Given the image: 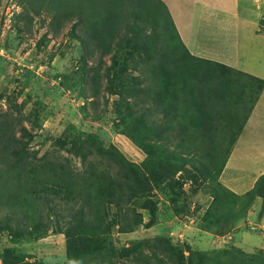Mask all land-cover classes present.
Returning <instances> with one entry per match:
<instances>
[{"label": "trees", "instance_id": "obj_1", "mask_svg": "<svg viewBox=\"0 0 264 264\" xmlns=\"http://www.w3.org/2000/svg\"><path fill=\"white\" fill-rule=\"evenodd\" d=\"M15 2L21 11L14 12L12 28L20 41L14 46L16 39L11 38V31L1 48L16 51L24 40L30 39L32 35L27 34H32L38 24L37 30L45 31L38 38L36 49L46 50L69 25L67 34L78 41L79 51L75 65L54 75L60 80L58 88L80 91L78 97L87 100L103 95V112L92 115L85 104L86 118L103 120L110 111L118 134L129 140L128 154L140 150L144 156L135 161L114 143L106 145L100 134L76 133L75 126L70 125V131L55 140L57 149L50 156L36 158L37 151L30 149L35 136L25 121L33 128L41 127V115L47 106L36 100L38 107L27 115L24 110L32 99L17 102L30 84L26 77L35 75L26 68L23 87L17 93L7 92V107L0 109V235L9 231L15 238L40 239L47 237L50 230L63 234L68 264H118L120 258L130 259L132 264H153L154 260L159 264H264L263 249L253 255H245L237 247L217 253L200 251L188 244H174L169 235L160 234L118 251L112 236L115 227L122 233L134 232L145 224L146 214L150 216L147 227L154 225L159 206L157 192L171 203L175 214L187 212L186 205L179 203L182 198L191 197L184 187L189 181L185 175L193 185L192 194L204 183L212 184L207 192L214 202L201 219L206 231L218 235L231 232L237 220L246 219L259 198L264 210V174L242 195L219 180L264 88V80L194 54L162 0ZM170 42L177 45L173 47ZM54 56L51 53L49 61ZM198 61L215 64L224 71L218 76L220 81L225 80L221 86L228 106L217 112L216 119L230 120L228 124L235 136L226 137L229 148L221 150L224 159H218L223 164L216 162L221 155L220 143L214 144L216 137L212 135L217 130L212 126L215 120L209 123L203 111L190 116L185 106L190 102L184 91L190 87L192 70L201 71ZM45 62L43 59L40 64ZM237 73L241 78H235ZM251 81L257 88L250 85ZM251 99L254 101L248 105ZM206 100L199 96L195 101L207 105ZM153 113L156 115L149 117ZM171 136L176 142L173 148L170 143L163 145L164 140L171 141ZM60 150L81 157L84 168L75 169L71 158L57 153ZM56 199L64 205L59 207ZM63 210L65 214L61 213ZM144 247L149 254L143 253ZM221 255L232 259L226 261ZM26 258L14 247H6L0 254L2 264H48Z\"/></svg>", "mask_w": 264, "mask_h": 264}, {"label": "rangeland", "instance_id": "obj_2", "mask_svg": "<svg viewBox=\"0 0 264 264\" xmlns=\"http://www.w3.org/2000/svg\"><path fill=\"white\" fill-rule=\"evenodd\" d=\"M194 1L199 0H172V5H177V9H175V15L178 16L180 20L184 21L187 18L188 22H191L195 11H198L194 8ZM224 2L225 0H215V4L218 6H220L219 4H224ZM258 2L261 3L260 0H244L242 4L245 6H241L240 10L241 12L245 10L250 11L254 6V3H256L255 11L251 12V16H253V19L251 20L257 24V27H261V30H264V26L262 27L258 21L259 18H261L262 14H259V11L256 12L257 9L261 11L263 5L258 4ZM20 11L21 7L17 5L15 0H3L0 5V109H6L7 107L8 97L6 93L8 92L9 94H11L12 91L17 93V90L23 87L24 83L27 80L26 78H30V84L24 88L25 90L19 95V97L17 98V102L21 103L29 97L30 99H32L27 102L24 110L27 115L33 108L38 107L35 102L36 100L40 99L44 103L43 105L47 106L46 110L43 112V115H41V127L33 128L32 124L29 121H25V125L29 129H31L32 133L35 136L30 149L32 152L37 151L36 158L43 157L45 154L50 156L53 151L57 149L56 145L54 144L55 140L60 135H62L64 131L69 132L70 125H74V132H96L103 138H105L106 145L114 143L122 151L127 153V156L129 158L139 162V160L143 158L144 153L139 150V152L134 151V153H130V155L128 154L127 144H129V140L127 137L118 134L119 130L114 126V116L110 111L103 117V120L92 121L90 118H86L85 111L83 109L85 104L87 105L86 110L89 111L92 115H98L99 113L103 112L105 105L103 95H101L99 98L90 97V100H87L85 98L78 97V93H80V91H63L61 87L58 88V86L60 85V80L54 78V75H56L57 73H64L67 68H71L72 65H75L77 60H75L74 58L79 51L78 41L72 40L67 34L70 29L69 25L64 27L62 33L58 36V38L51 41L46 50L37 51L36 49V42L38 38L41 37V34L45 31L44 29L37 30V28L39 27L38 24L33 27L32 34H27L28 37L32 35L30 39L24 40L17 47L16 51L7 52L3 48H1L3 42L6 41L11 31H13L11 38L16 39V42H14V46L17 45V43L20 41L17 38V31L12 28L14 27L12 26L14 25L13 14L14 12L19 13ZM227 21L228 17H225L223 22L225 25L229 26L231 20L228 22ZM209 23H212L214 25V39L209 43V46L214 43L218 47L222 43L223 45L220 50L216 47L217 51H213L218 55V57H224L226 56V51H224L223 54L221 53L222 49H224L223 46L229 44L230 47L231 45L229 41L225 42V39L222 40L221 37L225 36V34L229 35L232 31L227 29L226 27H223L219 23H213L212 20H209ZM20 24L22 25V23ZM210 35L211 34H208V36ZM181 36L185 41H188V37L190 38L189 34L186 33H182ZM201 37H203V34L199 36V39ZM242 37L243 33H241V39ZM170 44L173 47L177 45L175 42H170ZM189 45L191 48V44ZM241 46H243V42ZM258 50L260 49L250 51L247 58L241 61L244 64L245 68L250 65L257 66L254 59L258 58L255 55V52ZM213 51H209V53ZM243 52L244 50L241 49V56ZM51 53H55V56L52 60L49 61V55ZM231 55L233 56L232 53H230V56ZM137 56L138 55H135V59L138 61L139 59H137ZM43 59L46 62L44 64H40ZM106 60L110 61L108 57H106ZM198 62L200 64V69L202 72L198 70L195 71L194 69L192 70L193 75L190 79V87L189 89L184 91V96L190 98V102L185 106L189 108L188 114L190 116H193L194 113L203 111L208 116L209 123H211L213 119L215 120L212 126L215 125L217 130H215L212 135H215L214 137H216L214 144L220 143V146L218 148L220 153V151L224 148L226 150L229 148L226 137H232L231 139H233L235 136L234 132L231 131L228 124L230 121L229 119V121H226V119L224 118L219 120L216 119V117L218 116L217 112L223 110L228 106L227 104H225V97L224 93L222 92V86L225 80L220 81V76H218L221 73L224 74V71L215 64H206L204 61ZM26 68L31 69L35 73V75H31L30 77L25 78L23 76V73ZM225 73V77H228L229 73L227 71H225ZM237 77L241 78V74L237 73L235 75V78ZM246 79L250 81L248 78ZM250 85H253L255 88H257V84L254 81H251ZM2 94H4L3 97H1ZM220 95H223V97L221 98ZM199 96L202 97V99H207V105L196 102L197 97ZM131 100L134 102V98H131ZM253 101L254 99L249 100L248 105H250ZM111 108L112 101L109 102V109ZM213 113L215 114L214 116ZM154 115L156 114L153 113L149 115V117H153ZM188 118V116L185 117V119ZM227 118H229V116ZM255 118L260 119L261 121L258 122L259 124L252 122L250 124L248 123L244 125L241 131L243 138L240 142H238V144L240 143V145L237 144L240 151H238L237 156L240 155L241 163L240 159L238 158V163L236 165L239 171H235V174L236 176H241L243 178L248 177V175L244 173L242 169L247 168L248 174L252 175V173L257 170V168H260V166H264V147L259 150L260 142H264V109L259 110ZM220 133L222 135H220ZM171 137V141L164 140L163 145L169 146L170 143L173 148L176 142L173 136ZM209 143H212V141H209ZM57 153L71 158V166H73L75 169L80 170L81 168H84L85 164L82 163L81 157L67 153L65 150H60ZM220 155L221 157L217 158L216 162H220V164H223L221 160H218L221 158L222 160L224 159L222 153H220ZM185 176L189 181L185 183L184 187L188 194H191V197L186 200L182 198L179 203H181L180 205H186L185 211L187 212H184L182 214H175L171 203L163 196V194L157 192L159 198L156 220L157 222L154 225L147 227L146 224L149 223L150 216L146 214L145 224L138 226L134 232L122 233L117 227H115L112 232V236L114 239L115 247L118 251L123 249V247H132L140 240H150L160 234L169 235L172 243L174 244H188L192 248L200 251H216L217 253L220 249L232 250L233 247H237V249H242L245 255H253L257 253L259 249L264 250V230L263 228L258 227L264 221V210H262L261 198L257 200L255 206L248 212L246 219L237 220L236 225L231 232L223 235H218L206 231L205 228L202 227L201 220L205 211L209 208L212 202H214L212 200V196H210V193L207 192L212 184L204 183L202 187L199 186V191L196 194H192L191 192H193V185L188 176ZM52 197L54 199L56 198L55 196ZM184 201L185 204H183ZM56 202L59 203V207L64 205L63 202H61L59 199H56ZM136 203L140 204L139 201H137ZM61 213L65 214L66 211L63 210L61 211ZM54 217L55 216H53V218ZM64 218L67 219V217ZM62 223H64V220H62ZM255 225L258 228H252L256 227ZM48 234L49 235L47 237H43L40 239H28L25 236L21 238H15L13 234H10L9 231H5L0 235V254L6 247H14L18 253L27 255L26 260H41L47 262L48 264H68V262H66V241L64 235L53 233L51 230ZM13 239H18V242H13ZM143 250L144 254H149L150 252L147 247H144ZM221 257L226 261H231L232 259L227 255H221ZM240 257L243 258V255H240ZM123 263L132 264L130 259L120 258L118 260V264ZM0 264H2L1 259ZM153 264L159 263L154 260Z\"/></svg>", "mask_w": 264, "mask_h": 264}, {"label": "crops", "instance_id": "obj_3", "mask_svg": "<svg viewBox=\"0 0 264 264\" xmlns=\"http://www.w3.org/2000/svg\"><path fill=\"white\" fill-rule=\"evenodd\" d=\"M162 1L168 7L173 23L178 29L180 35L182 33L189 34L190 36V38L188 37L189 42L185 41L182 36L181 37L188 44L189 49H191V51L194 50L192 51L194 54L202 56L203 58H206L211 61H216L225 64L227 66H231L233 68H236L240 71L247 73L248 75H252L264 80V62H263L264 61V30H261V27H257V24L251 20L253 19V16H251V12L255 11L256 3H254V6L251 8L250 11L245 10L241 12L240 7L245 6L242 4L244 0H225L224 4H219L220 6L215 4V0L194 1V8L198 11L197 12L195 11L192 21L188 22L187 18L186 20L183 21L180 20V18L175 15L176 14L175 9H177L176 8L177 5L173 6L172 0H162ZM260 1L261 3L258 2V4H262L263 8L261 11L257 9L256 12L259 11V14H262L261 18H259L258 21L259 24L263 27L264 0H260ZM225 17H228V21L231 20L229 26L225 25L223 22ZM209 20H212L213 23L214 22L219 23L223 27H226L227 29L232 31L230 32L229 35L225 34V36L221 37L222 40L225 39V42L229 41L231 45L230 47L229 44L223 46L224 49H222L221 53L223 54V52L226 51L225 54L226 56L224 57H220V56L218 57V55L215 54L213 51V50L217 51V49L220 50L223 45L222 43L220 46H218L219 48L214 43L211 46H209V43L214 39L213 37L214 25L212 23H209ZM241 33H243L242 39H241ZM201 34H203V37L199 39V36ZM208 34L211 35L208 36ZM242 42H243V46H241ZM189 44H191V48ZM241 49L244 50V52L242 53V56L244 57L241 56ZM256 49H260L255 52L256 57H258L254 59L257 66L250 65L247 68H245L244 64L241 61L247 58L250 51H254ZM209 51H213V52L209 53ZM230 53H232L233 56L232 55L230 56ZM262 109H264V88L261 91L257 101L255 102L254 108L251 114L249 115L246 124L248 123L250 124L252 122L257 124L258 122H260L261 120L256 119L255 117L258 114V111ZM242 138L243 137L241 133L238 140L236 141V144L226 163V166L221 172L219 178L220 182L225 187H227L229 190L239 195H242L247 191H249L250 189H252L253 186L255 185L257 178L262 174H264V166H260V168H257V170H255L252 173V175L248 174L247 168L242 169L243 172L248 175V177L243 178L241 176H236L235 171H239L236 164L238 163L237 162L238 158L240 159V155L237 156V153L239 151V147L237 146V144L242 140ZM238 145H240V143ZM263 147H264V142H260L259 150L262 149ZM240 163H241V159H240ZM258 227L263 228L264 230V221ZM258 227L256 226L252 228H258Z\"/></svg>", "mask_w": 264, "mask_h": 264}]
</instances>
